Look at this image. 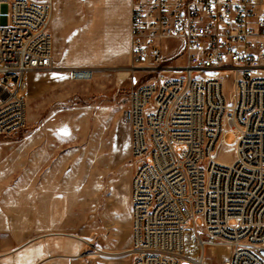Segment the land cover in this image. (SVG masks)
Returning <instances> with one entry per match:
<instances>
[{"label":"built area","instance_id":"obj_1","mask_svg":"<svg viewBox=\"0 0 264 264\" xmlns=\"http://www.w3.org/2000/svg\"><path fill=\"white\" fill-rule=\"evenodd\" d=\"M0 3L10 8L0 27V138H9L27 127V75L55 69L53 4ZM61 70L94 77L91 68ZM125 71L133 238L111 256L207 264L206 247L221 241L230 250L222 264H264V0H131ZM227 133L237 141L222 162Z\"/></svg>","mask_w":264,"mask_h":264},{"label":"rangeland","instance_id":"obj_2","mask_svg":"<svg viewBox=\"0 0 264 264\" xmlns=\"http://www.w3.org/2000/svg\"><path fill=\"white\" fill-rule=\"evenodd\" d=\"M172 47L167 45L166 49ZM110 49L86 39L71 50L64 47L63 63H99ZM54 61L57 70L55 57ZM112 62L107 66L112 67ZM91 69L100 76L79 83L86 86L81 93L62 98L61 93L48 90L46 100L38 97V73L49 80L54 70L30 73L36 80L27 95V127L12 137L0 138V143L30 135L48 136L46 144L60 146V160L67 156L74 179L73 198L71 204L56 207L57 228L50 226V207L42 216L47 221L41 222L38 189H28L34 182L26 180V168L38 172V141L24 144L29 146L28 155L22 153L26 147L0 145L9 156L0 157V264H135L133 257L111 256L129 250L133 238L131 186L137 163L131 155V129L122 121L119 104L120 95L130 85L129 76L119 90L108 91L111 85L104 87L106 78L125 74L117 69ZM62 75L67 91L72 82ZM224 89L229 97L231 79L225 81ZM56 136L60 141H51ZM223 139L217 158L231 162L237 138L227 133ZM28 158L31 163L26 167ZM228 256L229 248L221 241L206 247L207 264H222Z\"/></svg>","mask_w":264,"mask_h":264},{"label":"crops","instance_id":"obj_3","mask_svg":"<svg viewBox=\"0 0 264 264\" xmlns=\"http://www.w3.org/2000/svg\"><path fill=\"white\" fill-rule=\"evenodd\" d=\"M32 1L44 2L39 0ZM52 4L50 33L53 40V54L58 69L49 73V80L46 77H41V74L38 73L39 100H46L48 90L50 93H61L62 98H65L66 94L75 96L86 88L85 85L79 84L86 81H74L67 73L61 72V69L68 67L117 69L125 75L122 78L115 77L116 75H110L111 77H107L103 84L106 88H108V84L111 85L108 91L119 90L123 86L124 78H128V74L124 68L130 64L131 0H52ZM9 15V6L0 3V27L8 24ZM86 39L90 43L99 42L102 45L111 47L107 51L108 56L105 57V60L95 64L92 62L81 65L63 63L62 56L64 47L71 50L76 46L82 45ZM110 62L114 63L112 67L107 66ZM61 73L65 77L67 76L70 82H72V85L68 87L67 91H65L66 87L61 81L63 78ZM101 74L106 75L105 73ZM96 76L98 77L100 75L94 72V77L96 78ZM99 78L101 79L102 77ZM102 79L105 80L104 78ZM35 80L34 75H27L28 91L26 96L29 95L31 82ZM26 98L28 105L30 97L27 96ZM34 138L37 137L30 135L15 142L3 141L0 145L1 147H26V150L22 151V153H24L23 155H28L30 151L27 148L29 146L24 144L38 141V172L34 174L32 168H26V173L28 174L26 180L34 182V185H28L27 187L28 189H32L34 186L35 189H38V206H40L41 222L42 220L47 221L42 216L48 212V207H50V226L57 228L58 209L56 207L71 204L74 191V179L71 170L69 171L68 168L67 156L62 157L60 160V146L57 143L54 145L46 144L50 139L45 135L38 134V140ZM51 138H55L51 141H60L57 139V136ZM14 143L16 145H12ZM7 154V150L0 149V157L7 158L9 157ZM9 154H11L10 157H14L12 152ZM29 161V158L26 159V167L31 163Z\"/></svg>","mask_w":264,"mask_h":264}]
</instances>
